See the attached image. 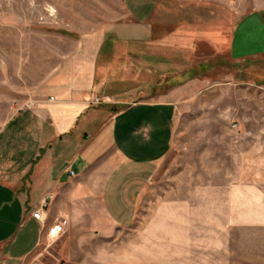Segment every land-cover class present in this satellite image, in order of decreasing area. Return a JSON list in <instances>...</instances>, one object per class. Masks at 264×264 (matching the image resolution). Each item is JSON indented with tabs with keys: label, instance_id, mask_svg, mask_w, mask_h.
I'll return each instance as SVG.
<instances>
[{
	"label": "rangeland",
	"instance_id": "rangeland-1",
	"mask_svg": "<svg viewBox=\"0 0 264 264\" xmlns=\"http://www.w3.org/2000/svg\"><path fill=\"white\" fill-rule=\"evenodd\" d=\"M139 26L116 0H0V129L74 58L77 35L115 27L123 46L98 57L96 97L117 111L121 98L171 102L173 141L140 173L128 225L101 205L80 216L104 231L74 262L264 264V0H159ZM67 236L32 264H60Z\"/></svg>",
	"mask_w": 264,
	"mask_h": 264
},
{
	"label": "crops",
	"instance_id": "crops-1",
	"mask_svg": "<svg viewBox=\"0 0 264 264\" xmlns=\"http://www.w3.org/2000/svg\"><path fill=\"white\" fill-rule=\"evenodd\" d=\"M116 1L140 28L151 21L159 3ZM114 28L77 35L74 58L0 129V264H32L56 242L52 232L63 220L69 236L59 245L60 264H76L72 250L89 246L88 240L97 241L104 231L99 221L81 222L80 216L97 215L94 207L101 205L111 222L128 225L130 193L136 195L140 173L158 167L170 153L171 102L129 103L121 98L117 104L124 106L118 111L109 99L92 105L102 90L98 73L108 70L100 69L98 57L111 46L109 37L122 38ZM45 201L40 222L33 215ZM80 233L91 234L84 239Z\"/></svg>",
	"mask_w": 264,
	"mask_h": 264
},
{
	"label": "built area",
	"instance_id": "built-area-1",
	"mask_svg": "<svg viewBox=\"0 0 264 264\" xmlns=\"http://www.w3.org/2000/svg\"><path fill=\"white\" fill-rule=\"evenodd\" d=\"M102 103H103V100H102L101 98H98V97L95 98V100H94V104H95L96 106H99V105H101ZM46 206H47V201H45V202L43 203V205L35 211V213H34V215H33L34 218L37 219V220L40 221V222H43V220H44V211H45L44 209H45ZM66 225H67V221H66V220H63L60 224H58V225L54 228L52 234H53V235H57V234H59V233H62L63 230H64V227H65Z\"/></svg>",
	"mask_w": 264,
	"mask_h": 264
},
{
	"label": "trees",
	"instance_id": "trees-1",
	"mask_svg": "<svg viewBox=\"0 0 264 264\" xmlns=\"http://www.w3.org/2000/svg\"><path fill=\"white\" fill-rule=\"evenodd\" d=\"M107 42L111 43V45L113 44V48H114V54H118L117 50H120V48L123 46L122 43H119V41L117 40V38H113V37H109V39L107 40ZM117 46V48H116ZM120 47V48H119Z\"/></svg>",
	"mask_w": 264,
	"mask_h": 264
}]
</instances>
